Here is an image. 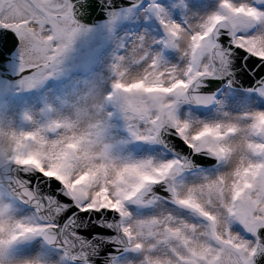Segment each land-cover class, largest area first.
Returning <instances> with one entry per match:
<instances>
[{
  "label": "snow or ice",
  "instance_id": "6c2138e0",
  "mask_svg": "<svg viewBox=\"0 0 264 264\" xmlns=\"http://www.w3.org/2000/svg\"><path fill=\"white\" fill-rule=\"evenodd\" d=\"M101 16L104 72L18 105ZM0 138V264H264V0H0Z\"/></svg>",
  "mask_w": 264,
  "mask_h": 264
},
{
  "label": "rangeland",
  "instance_id": "374dc122",
  "mask_svg": "<svg viewBox=\"0 0 264 264\" xmlns=\"http://www.w3.org/2000/svg\"><path fill=\"white\" fill-rule=\"evenodd\" d=\"M127 26L128 24L124 20H116L112 23L111 30H109L108 23H103L99 28H97L98 30L87 31L86 33L78 36L72 45V51H69L64 62V73L67 75V78H65L67 79V82H60L57 77L50 78V85H45L29 93L23 94V96L16 98V103L25 107V103L30 99L40 103L41 106L43 102H48L49 100L59 103V100L68 98L67 90L71 89L74 91L71 86L76 88L77 86L75 85L78 84L75 80L76 76L73 77V74L79 72L80 69L86 65L87 60L91 58L93 54L95 64L97 63L98 57V62L101 57L102 70L104 71L109 59L104 60L102 58L107 56L109 53L111 54L113 51L116 43V31L124 32L128 29H131L130 31L135 30L132 27ZM92 38L93 41L90 42V39ZM100 46L103 47V50H99ZM94 56L96 57L94 58Z\"/></svg>",
  "mask_w": 264,
  "mask_h": 264
},
{
  "label": "bare ground",
  "instance_id": "6f19581e",
  "mask_svg": "<svg viewBox=\"0 0 264 264\" xmlns=\"http://www.w3.org/2000/svg\"><path fill=\"white\" fill-rule=\"evenodd\" d=\"M103 23H108V21H103L102 22V24ZM100 27V26H99ZM99 27H91V28H88L89 30L88 31H95V30H98L97 28H99ZM126 27V26H125ZM127 27H130L129 25L127 26ZM131 29H128V30H126V31H116L117 32V36H116V41H117V38L120 36V35H122V34H124V33H126V32H128V31H130ZM116 44V43H115ZM99 50H103V47H99ZM72 51V50H71ZM109 57H110V53L109 54H107V56H104L102 59H104V60H107V59H109ZM98 59H99V57H98ZM98 59H97V63H96V65H91V69L89 70V66H90V64L93 62V58H89L88 60H87V62H86V65L85 66H83L81 69H82V71L81 72H84L83 74H79V75H77L76 76V78H75V80H76V82L78 83V84H76L75 86H77L76 88H74V86H71V88H73V90L74 91H72L71 89L70 90H67L68 91V99H72V98H74V96H75V94L79 91V90H81L82 89V87H83V81H85V80H92V79H94V78H96L97 77V74L98 73H102V72H104L103 70H102V65H101V57H100V60H99V62H98ZM59 98V97H58ZM60 99V98H59ZM49 103H52V104H54V105H57L58 106V103L56 102V101H52V100H49L48 101ZM25 107H40V103H38V102H36V101H34V100H30L29 99V101H27L26 103H25Z\"/></svg>",
  "mask_w": 264,
  "mask_h": 264
},
{
  "label": "flooded vegetation",
  "instance_id": "af4514ba",
  "mask_svg": "<svg viewBox=\"0 0 264 264\" xmlns=\"http://www.w3.org/2000/svg\"><path fill=\"white\" fill-rule=\"evenodd\" d=\"M93 41V38L92 39H90V42H92ZM67 62V61H66ZM92 64V63H91ZM91 64H90V66H89V70H90V68H91ZM64 67H65V65H64ZM82 71V69H80V71L79 72H77V73H74L73 74V77H75V76H77V75H79L80 73L81 74H83L84 72H81ZM69 77V76H68ZM59 80H60V82H63V83H65V82H67V79H65V78H67V75L65 74V73H63L61 76H59V77H57ZM45 85H50V81L48 80V81H46L42 86H45ZM41 86V87H42Z\"/></svg>",
  "mask_w": 264,
  "mask_h": 264
},
{
  "label": "water",
  "instance_id": "95a60500",
  "mask_svg": "<svg viewBox=\"0 0 264 264\" xmlns=\"http://www.w3.org/2000/svg\"><path fill=\"white\" fill-rule=\"evenodd\" d=\"M103 21H107V20L103 16H101L95 21H81V22L84 23L88 28H91V27H99Z\"/></svg>",
  "mask_w": 264,
  "mask_h": 264
},
{
  "label": "clouds",
  "instance_id": "9594fccd",
  "mask_svg": "<svg viewBox=\"0 0 264 264\" xmlns=\"http://www.w3.org/2000/svg\"><path fill=\"white\" fill-rule=\"evenodd\" d=\"M6 146V141L3 138H0V149H3Z\"/></svg>",
  "mask_w": 264,
  "mask_h": 264
}]
</instances>
